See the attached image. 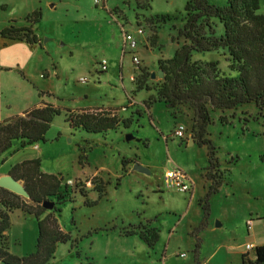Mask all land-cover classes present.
<instances>
[{
    "label": "rangeland",
    "instance_id": "obj_1",
    "mask_svg": "<svg viewBox=\"0 0 264 264\" xmlns=\"http://www.w3.org/2000/svg\"><path fill=\"white\" fill-rule=\"evenodd\" d=\"M208 1L224 5L227 0ZM187 2L0 0V30L10 24L27 26V16L42 11L41 20L33 24L39 41L31 53L22 52L27 74L15 68L4 70L3 78L20 76L38 94L42 92L39 101L62 109L102 107L132 118L130 127L121 124L93 134L72 129L65 114L58 115L45 141L26 147L15 142L0 156V177L9 175L16 163L39 158L42 170L61 180L67 201L47 208L46 214H55L78 242L74 247L70 242L59 244L49 264H242L235 252L264 241V112L253 104L210 109L212 123L206 138L216 149L211 156L208 144L192 138L193 111L187 105L170 108L159 100L149 104L164 81L158 76L160 60L171 58L186 41L179 29L187 18ZM260 2L264 14V0ZM218 30L223 31L221 24ZM128 33L138 40L134 50L124 41ZM135 54L141 61L138 65L133 63ZM1 59L7 65L14 63V58ZM104 60L106 70L101 67ZM195 60L218 61L217 68L225 76L238 74L229 68L223 49L193 52L191 61ZM139 84L151 90L138 89ZM18 96L14 92L11 100L15 103ZM178 124L186 126V137L175 136ZM211 157L212 170L221 172L223 184L208 197L210 226L200 229L211 184L205 176ZM137 162L150 172L135 170ZM174 164L193 179L192 191L163 187L161 178ZM101 181L107 194L95 206L83 205L80 188L96 199L95 186ZM11 221L6 233L11 252L19 256L34 252L39 232L36 217L15 209ZM112 225L115 230L94 233ZM134 228L136 234L125 235ZM151 228L159 230L154 246L139 236ZM197 239L201 240L198 252ZM249 252L254 256L255 248Z\"/></svg>",
    "mask_w": 264,
    "mask_h": 264
},
{
    "label": "trees",
    "instance_id": "obj_2",
    "mask_svg": "<svg viewBox=\"0 0 264 264\" xmlns=\"http://www.w3.org/2000/svg\"><path fill=\"white\" fill-rule=\"evenodd\" d=\"M260 0H227L224 5H216L208 0H188L185 7L187 18L179 35L185 42L176 49L174 55L166 60H160V68L164 72L163 83L157 95L149 98V104L159 100L167 107L175 108L187 105L193 111L192 138L197 137L200 145L208 144L209 155H214L215 147L206 138L208 126L212 123L210 109H234L245 104H253L260 113L264 112V14L260 13ZM42 18L41 9L34 10L27 16V26L10 24L0 30V36L12 40H25L30 44L38 43L33 24ZM221 24L223 31L218 30ZM223 49L230 60L229 68L237 72L236 76H225L217 68L218 61H191L193 52H210ZM149 86L138 85V89ZM42 92H40L41 95ZM65 111V113H63ZM65 114V120L72 129H81L88 133L101 134L115 130L121 124L130 127L132 118H122L117 113L107 112L102 108L62 109L53 103L41 102L0 121V156L11 149L15 142L20 147L34 145L45 141L51 123L58 115ZM220 121L226 122L224 116ZM123 171L126 159L123 158ZM205 176L211 181L207 202L203 206V217L200 229L207 226L211 214L208 197L216 193L223 184L221 172L212 170L213 158ZM22 184L30 198L0 186V264H49L55 257V252L61 243H71L74 247L78 242L70 231H65L55 214L49 212L43 205L45 201L64 204L65 191L62 190L61 180L55 175L42 170L39 158L27 159L14 164L8 171ZM102 181L95 186L99 192L98 198L91 199L87 190L80 188L84 197L83 205L92 207L107 194ZM68 188V184L65 185ZM56 197V201L52 200ZM73 201V200H71ZM15 209H21L27 214L34 215L38 222L39 232L34 252L19 256L11 252L7 231L12 226L11 214ZM72 210H76L73 207ZM74 221V218H72ZM111 228L95 229L115 230ZM156 228L141 231L139 236L150 246L158 240ZM136 228L125 235L136 234ZM201 248V240L197 239L196 252ZM76 255L80 256L77 249ZM243 264H264V244L255 247V258L250 260L245 255ZM77 264V263H76ZM93 264V263H92Z\"/></svg>",
    "mask_w": 264,
    "mask_h": 264
},
{
    "label": "crops",
    "instance_id": "obj_3",
    "mask_svg": "<svg viewBox=\"0 0 264 264\" xmlns=\"http://www.w3.org/2000/svg\"><path fill=\"white\" fill-rule=\"evenodd\" d=\"M34 45L35 44H30L25 40H12L0 36L1 58H14V63H12L11 65H7L8 63L3 62V59L0 60V121L16 114H22L25 110L41 103V101H39V90H37L36 87H34L29 81L22 79L20 76L10 79L3 78L4 70H13L16 68L26 73V58L23 57L22 52L28 54L32 49H34ZM14 92L19 95L15 103L11 100V95ZM98 108L101 109L102 107ZM189 178L193 182V179L190 176ZM256 217L261 218V216ZM220 224L222 225V223ZM209 226L210 221L208 222V225L205 227V229ZM262 244H264V241L259 245ZM256 246L258 245H255L254 248ZM249 251L251 250H247L245 248L239 250L238 252H235V254L241 259V262L243 255H245L250 260H254L255 255L252 256ZM216 256L217 255H215L214 258H216Z\"/></svg>",
    "mask_w": 264,
    "mask_h": 264
},
{
    "label": "built area",
    "instance_id": "obj_4",
    "mask_svg": "<svg viewBox=\"0 0 264 264\" xmlns=\"http://www.w3.org/2000/svg\"><path fill=\"white\" fill-rule=\"evenodd\" d=\"M143 31L140 30V33ZM124 41L129 50H134L138 46V40L135 35L128 33L124 36ZM133 63L138 65L141 63L140 58L135 54L133 56ZM102 69L107 68L106 61L101 62ZM175 136L184 138L186 137V126L184 124H178L174 130ZM162 185L166 189L178 190L181 192H190L193 188V183L189 178L187 172L177 164H174L172 167L167 169L162 178ZM254 246L252 244H247L246 249L252 250ZM186 253H181V256H185Z\"/></svg>",
    "mask_w": 264,
    "mask_h": 264
},
{
    "label": "water",
    "instance_id": "obj_5",
    "mask_svg": "<svg viewBox=\"0 0 264 264\" xmlns=\"http://www.w3.org/2000/svg\"><path fill=\"white\" fill-rule=\"evenodd\" d=\"M158 76H160V77L164 76V72H163L162 69L159 70ZM155 77H156V73H152V78H155ZM127 138L128 139L132 138V135L128 134ZM134 169L138 170V171H142V172H150V170L147 167L142 166L138 162L134 164ZM16 185H21L22 186L24 194L19 193V192L15 191L14 189H12V187H15ZM0 186L6 187V188H8V189H10V190H12V191H14L16 193H19V194L23 195L26 198H30V196H29L28 192L26 191V189L24 188L23 184L20 181L16 180L12 175H6V176L0 177ZM43 205L46 208H53L54 203L45 201L43 203ZM218 225H220L219 222H218Z\"/></svg>",
    "mask_w": 264,
    "mask_h": 264
},
{
    "label": "bare ground",
    "instance_id": "obj_6",
    "mask_svg": "<svg viewBox=\"0 0 264 264\" xmlns=\"http://www.w3.org/2000/svg\"><path fill=\"white\" fill-rule=\"evenodd\" d=\"M15 191L24 194L23 188L21 185H16L15 187H12Z\"/></svg>",
    "mask_w": 264,
    "mask_h": 264
}]
</instances>
